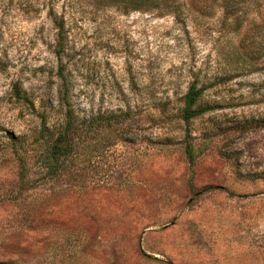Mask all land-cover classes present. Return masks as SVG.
I'll use <instances>...</instances> for the list:
<instances>
[{
  "label": "rangeland",
  "instance_id": "374dc122",
  "mask_svg": "<svg viewBox=\"0 0 264 264\" xmlns=\"http://www.w3.org/2000/svg\"><path fill=\"white\" fill-rule=\"evenodd\" d=\"M174 1L0 0V264H264V0L240 27ZM192 82L208 111L184 120ZM61 99L123 116L47 179L32 140Z\"/></svg>",
  "mask_w": 264,
  "mask_h": 264
},
{
  "label": "trees",
  "instance_id": "16d2710c",
  "mask_svg": "<svg viewBox=\"0 0 264 264\" xmlns=\"http://www.w3.org/2000/svg\"><path fill=\"white\" fill-rule=\"evenodd\" d=\"M123 4L126 7H136L138 9H148L152 7H158L160 0H110ZM166 1V0H165ZM215 1V0H214ZM217 5L221 10L222 18L225 22L231 20V25L236 27L243 25L244 17L248 10L257 6L260 0H216ZM163 4L170 8L173 7L174 13H177L178 5L180 2L167 3L162 0ZM51 15V14H49ZM53 23L58 27L60 32L61 25L56 18H53ZM204 91L203 86H197L195 82H192L183 96V110L182 117L184 120H188L192 117L199 116L206 111L207 108L200 107L197 102ZM59 102V107L63 109L61 121L57 127L50 126L43 119L40 128L35 135L32 142L36 145V151L30 154L35 157V163L39 164L42 169L45 178L56 179L62 173V169L66 162L71 160L78 150L83 147L86 141L91 136L93 126L99 120H103L104 124H109L115 117H121L122 114L109 115L103 119L94 118H80L70 108L67 102ZM124 120L121 121V123ZM98 127V125H96ZM10 138L14 142L13 149L14 159L17 163V180L19 182V188H22L24 179L26 177L25 151L22 147L16 146V139L10 135ZM184 154L188 163H192L194 160V150L190 142H186L184 146ZM18 188V189H19Z\"/></svg>",
  "mask_w": 264,
  "mask_h": 264
}]
</instances>
